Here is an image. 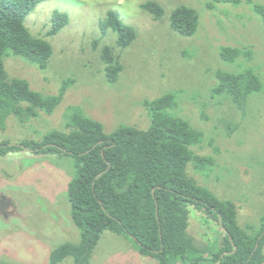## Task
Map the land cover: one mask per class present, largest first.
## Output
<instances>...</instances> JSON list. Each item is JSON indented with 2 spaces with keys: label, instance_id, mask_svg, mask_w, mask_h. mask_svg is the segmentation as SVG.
I'll return each mask as SVG.
<instances>
[{
  "label": "rangeland",
  "instance_id": "obj_1",
  "mask_svg": "<svg viewBox=\"0 0 264 264\" xmlns=\"http://www.w3.org/2000/svg\"><path fill=\"white\" fill-rule=\"evenodd\" d=\"M155 1L165 8L156 21L141 5ZM213 0H49L38 5L26 25L46 39L54 49L47 69L9 51L5 67L10 78L29 82L44 95L59 93L63 83L74 79L62 104L52 115L22 123L11 116L7 129L0 130V142L18 144L42 141L53 131L69 133V108L77 107L101 122L108 134L121 126L146 130L152 124L146 103L177 93L169 113L181 117L205 137L194 153L213 156L208 171L189 164L187 173L199 185L221 200L233 201L243 228L256 233L264 215V89L249 101L247 112L238 110L231 97L213 96L216 73H239L255 69L264 84V25L250 5L216 4ZM246 1V0H244ZM264 5V0H254ZM186 5L200 14V26L193 37H184L171 27L173 11ZM56 11L67 13L70 23L50 35ZM110 11L136 28L137 40L123 53L124 70L117 83L105 74L100 51L94 42L103 34L100 21ZM109 33L101 42L116 45ZM253 49V59L227 63L222 47ZM238 129L231 134L233 126ZM77 175L76 161L67 156L37 155L21 151L0 157V264H50L51 252L65 243H79L81 236L71 216L70 182ZM189 233L209 251L221 242L220 226L194 207ZM93 264H157L143 257L129 238L106 232L97 246ZM61 264H74L69 258Z\"/></svg>",
  "mask_w": 264,
  "mask_h": 264
},
{
  "label": "trees",
  "instance_id": "obj_2",
  "mask_svg": "<svg viewBox=\"0 0 264 264\" xmlns=\"http://www.w3.org/2000/svg\"><path fill=\"white\" fill-rule=\"evenodd\" d=\"M49 0H0V130L15 116L22 123L39 116L52 115L62 104L74 79L66 80L59 93L44 96L31 89L28 81L10 78L4 62L12 51L41 69H47L53 57V46L35 36L27 27V17L38 5ZM250 5L264 25V5L254 0H213L216 4ZM156 21L165 16V8L155 1L141 5ZM70 23L67 13L56 11L50 35L61 32ZM200 26L199 12L189 6L177 7L171 16L172 29L193 37ZM103 34L94 42L100 51L107 80L114 84L124 70L123 53L137 40L135 27L110 11L100 21ZM117 36L116 45L101 42L109 33ZM222 59L235 63L253 59L250 47H222ZM213 96L226 95L243 114L249 101L263 91L264 84L253 68L239 73L219 70ZM178 94L169 93L146 103L152 124L146 129L121 126L108 134L104 125L84 116L77 107L69 108V133L53 131L42 141L25 140L18 144L0 142V157L26 151L37 155L73 158L77 175L70 182L68 196L71 216L80 232L79 243H65L50 254V264H61L71 258L74 264H93V256L106 232L122 235L135 243L140 254L157 264H264V215L261 227L243 228L238 207L221 200L209 189L190 178L187 169L193 163L200 171L215 165L213 156L194 153L205 135L189 121L175 117L169 110L176 106ZM233 126L231 134L238 129ZM190 207L205 212L222 229L221 242L209 251L197 244L189 233Z\"/></svg>",
  "mask_w": 264,
  "mask_h": 264
}]
</instances>
